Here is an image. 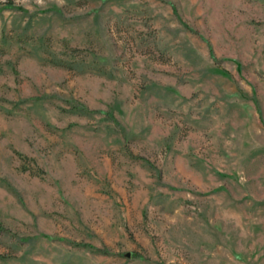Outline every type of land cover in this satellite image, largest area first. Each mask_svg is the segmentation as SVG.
Listing matches in <instances>:
<instances>
[{
    "label": "rangeland",
    "instance_id": "1",
    "mask_svg": "<svg viewBox=\"0 0 264 264\" xmlns=\"http://www.w3.org/2000/svg\"><path fill=\"white\" fill-rule=\"evenodd\" d=\"M0 264H264V0H0Z\"/></svg>",
    "mask_w": 264,
    "mask_h": 264
}]
</instances>
